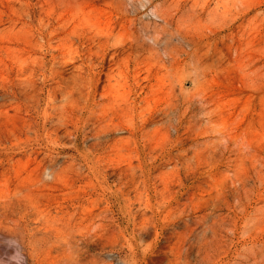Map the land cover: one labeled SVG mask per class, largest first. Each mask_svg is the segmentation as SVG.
I'll return each mask as SVG.
<instances>
[{
	"label": "rangeland",
	"instance_id": "1",
	"mask_svg": "<svg viewBox=\"0 0 264 264\" xmlns=\"http://www.w3.org/2000/svg\"><path fill=\"white\" fill-rule=\"evenodd\" d=\"M0 264H264V0H0Z\"/></svg>",
	"mask_w": 264,
	"mask_h": 264
}]
</instances>
